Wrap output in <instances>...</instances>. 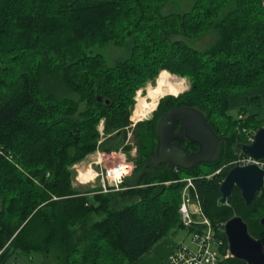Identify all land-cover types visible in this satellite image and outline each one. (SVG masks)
I'll use <instances>...</instances> for the list:
<instances>
[{
    "label": "trees",
    "instance_id": "obj_1",
    "mask_svg": "<svg viewBox=\"0 0 264 264\" xmlns=\"http://www.w3.org/2000/svg\"><path fill=\"white\" fill-rule=\"evenodd\" d=\"M170 1L0 0V264L36 254L45 264H135L172 232L205 229L181 222L187 177L219 241V264H246L224 257L223 223L237 213L262 238L264 188L249 207L238 188L228 205L217 200L227 170L244 158L236 145L264 125L246 106L229 113L232 94L264 80V0H192L164 14ZM209 33L207 48L192 45ZM110 45L123 49L113 62L100 52ZM167 70L187 77L189 89L130 127L136 91ZM182 105L205 114L220 137L215 155L190 169L146 168L159 118ZM102 119L100 148L129 156V132L137 148L133 172L106 192L76 187L70 168L96 150Z\"/></svg>",
    "mask_w": 264,
    "mask_h": 264
},
{
    "label": "water",
    "instance_id": "obj_2",
    "mask_svg": "<svg viewBox=\"0 0 264 264\" xmlns=\"http://www.w3.org/2000/svg\"><path fill=\"white\" fill-rule=\"evenodd\" d=\"M177 123L179 126L176 129ZM179 138L196 144L198 149L187 151L175 141ZM219 141L220 137L201 110L186 105L172 107L158 120L157 145L155 153L146 163V168L166 164L172 168L190 169L213 158ZM235 153L242 154L247 161L235 163L227 170L219 185L220 197L217 204L228 205L229 197L238 188L245 205L249 207L258 192L264 188V125L256 129L250 141L239 142ZM259 222L264 227V216L260 217ZM223 232L231 256L245 261L246 264H264V236L254 237L249 232L247 222L240 215L233 213L226 219Z\"/></svg>",
    "mask_w": 264,
    "mask_h": 264
},
{
    "label": "built area",
    "instance_id": "obj_3",
    "mask_svg": "<svg viewBox=\"0 0 264 264\" xmlns=\"http://www.w3.org/2000/svg\"><path fill=\"white\" fill-rule=\"evenodd\" d=\"M158 104V103H157ZM155 110V109H154ZM151 111L150 114L153 113ZM130 127L136 125L137 121L130 118ZM255 132V131H254ZM253 132V134H254ZM253 134L249 136V141L252 139ZM101 141L98 143L100 144ZM99 147L96 149L98 150ZM97 158L93 161L94 167H89L86 171V177H82L79 180L84 184L88 181L98 179L100 189L106 192L110 189H120L121 183L125 176L128 175L127 169L130 167L126 164V161H114L112 164L108 163L111 158H114V151H96ZM246 158L236 160L234 163H245ZM186 185L182 189V202L179 207V213L181 216V222L184 226L190 227L191 225H197V227L204 225L203 230L195 228L191 232V240L196 245V249H192L187 245L180 243L175 250H173L167 257L168 264H219L220 254L217 251H211L210 246L219 244L213 238V229L208 218H206L201 212L199 202L190 195L189 188L192 186V180L190 177L184 179ZM198 203V204H197ZM231 256L227 252L224 257Z\"/></svg>",
    "mask_w": 264,
    "mask_h": 264
},
{
    "label": "rangeland",
    "instance_id": "obj_4",
    "mask_svg": "<svg viewBox=\"0 0 264 264\" xmlns=\"http://www.w3.org/2000/svg\"><path fill=\"white\" fill-rule=\"evenodd\" d=\"M190 6H192V0H171L165 6V8L163 9V13L164 14H168V13H171V12H178V11L188 10L190 8ZM215 39H216V34L215 33H209V34H206L203 37L199 38L198 40L192 42V45L195 46L196 48H199V49L203 50V49L207 48L210 44H212V42ZM97 51H99V49H97ZM100 52H102L106 56V58L108 59L109 62H113L116 58H118L120 55H122L123 49L110 45L106 49L100 50ZM163 70H166V69H163ZM160 72L157 74V76L155 77L154 81H149L146 84V86L138 89L136 91V93H135L134 105H133L132 113H131V116H130V118L132 117L134 120H137V122L135 124H137L138 122L144 121V120H148L149 116H147V117L145 116L146 118L143 119V120H140V118L139 119L134 118V111H135L136 116H138L139 112H140V109H139V106H138L139 102L137 103V97H145V96H147L149 94L150 101H153L154 99L157 98L158 95H154L152 93V91H153V88L156 86L157 82L161 79V78H159L157 80ZM168 72L171 73L170 71H168ZM167 75H171V76H174L176 78H183L184 79V83H185L184 84L185 85V89L183 91L179 92L178 94H170L169 93V94H166V95L177 96V95H179V94H181V93H183V92H185L186 90L189 89L190 82H189V79L187 77L179 76V75L174 74V73L167 74ZM248 91H251V89L248 90ZM248 91H246V92H248ZM166 95H164V96H166ZM164 96L160 97L158 99V101L161 98H163ZM158 101H157V103H158ZM135 105H136V107H135ZM248 107H254V106H248ZM262 107H263V109H262L261 113L263 114L264 113V105H262ZM156 108H157V106L155 107V109ZM229 113H231L234 118L238 116V111L235 108H233V109L230 108ZM103 121L104 120L102 119L100 121L99 125H98V130L100 131V139L98 140V142L99 141L102 142V141H104L106 139V135L104 134V131H103V127H104L103 126L104 125ZM124 144H131L132 145V149L130 151V155L128 156L127 153L122 148H119L117 150H111V151H114L115 156H114V158H111L110 161H108V163L112 164L114 161H122V160L124 161L125 160L126 164H129V166H130L127 169V171L129 172L128 175H130L133 172V168H134V162H133L132 159H130V156L134 157L137 154L136 143L134 141V138H133V135L131 134V132L128 133V138H127V140L125 141ZM99 145L100 144L98 143L97 144V148L99 147ZM96 151H100L101 152V151H103V149L99 147L98 150H95V151L89 153L81 161L74 163L70 167L71 170L73 171V185H75L76 187H80L82 189H89V188L96 189V188H100V185H99L100 183H99L98 179L93 180L91 182L88 181V182H86L84 184L79 182V180L82 179V177H86L85 174H86L87 169L90 166L94 167L93 166L94 165L93 161L97 158V156H96L97 152ZM166 184H168V182ZM175 233H177V236L179 238V243H183V244L187 245L188 247L192 248L193 250L196 249V245L191 240L192 235L189 232V230L181 228V229L177 230ZM210 250L218 252L217 246H215V245H211L210 246ZM11 264H45V263L43 262L42 256L40 254H36V255H34V257H31V258H25L24 256L20 257L14 263L12 262Z\"/></svg>",
    "mask_w": 264,
    "mask_h": 264
},
{
    "label": "crops",
    "instance_id": "obj_5",
    "mask_svg": "<svg viewBox=\"0 0 264 264\" xmlns=\"http://www.w3.org/2000/svg\"><path fill=\"white\" fill-rule=\"evenodd\" d=\"M251 96L259 97V103L248 105L254 107L247 106V98ZM229 103L232 109L235 108L238 110L246 106L248 107L247 113L264 117V113H261L263 109L262 105H264V80L257 87L251 89V91L232 94ZM175 232L158 241L151 249L142 254L136 260L135 264H168L166 261L168 255L180 244L177 233Z\"/></svg>",
    "mask_w": 264,
    "mask_h": 264
},
{
    "label": "bare ground",
    "instance_id": "obj_6",
    "mask_svg": "<svg viewBox=\"0 0 264 264\" xmlns=\"http://www.w3.org/2000/svg\"><path fill=\"white\" fill-rule=\"evenodd\" d=\"M184 84L185 83H184L183 78H176V77L171 76V75L162 76L152 91V93L154 95H158L156 99H154L153 101H150L149 94L145 97H137V103L139 102L138 106H139L140 112H139V115L136 116L135 111H134V118H136V119L140 118V120L145 119L147 116L150 115L151 111L155 109V107L157 105V101L160 97H162L166 94H169V93L170 94H178L179 92H181L185 89ZM135 107H136V105H135ZM134 121H137V120H134Z\"/></svg>",
    "mask_w": 264,
    "mask_h": 264
},
{
    "label": "flooded vegetation",
    "instance_id": "obj_7",
    "mask_svg": "<svg viewBox=\"0 0 264 264\" xmlns=\"http://www.w3.org/2000/svg\"><path fill=\"white\" fill-rule=\"evenodd\" d=\"M178 126H179V123L176 124V129L178 128ZM179 139H180V140H183V138H179ZM176 140H178V139H176ZM176 140H175V141H176ZM219 142H220V141H219ZM184 144L186 145L187 142H186V141H183V142L181 143V145H182L183 147H185ZM194 145H195V146H194L193 148L190 147V148H188V150H187L186 148H185V149H186L187 151H189V152H190V151H195V150L198 149V146H197L196 144H194ZM159 165H166V164H159ZM159 165H157V166H159ZM166 166H167V165H166Z\"/></svg>",
    "mask_w": 264,
    "mask_h": 264
}]
</instances>
